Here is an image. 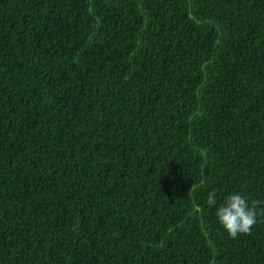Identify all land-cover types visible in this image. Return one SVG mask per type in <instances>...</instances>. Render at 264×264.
I'll return each mask as SVG.
<instances>
[{
    "label": "trees",
    "instance_id": "obj_1",
    "mask_svg": "<svg viewBox=\"0 0 264 264\" xmlns=\"http://www.w3.org/2000/svg\"><path fill=\"white\" fill-rule=\"evenodd\" d=\"M233 192L264 208V0H0V264H264Z\"/></svg>",
    "mask_w": 264,
    "mask_h": 264
},
{
    "label": "clouds",
    "instance_id": "obj_2",
    "mask_svg": "<svg viewBox=\"0 0 264 264\" xmlns=\"http://www.w3.org/2000/svg\"><path fill=\"white\" fill-rule=\"evenodd\" d=\"M216 196V189L209 192L206 202L210 207L217 205ZM260 203L253 201L250 205L239 192H233L216 207V216L229 236L236 239L240 234H250L257 223L258 215H264V208L257 211Z\"/></svg>",
    "mask_w": 264,
    "mask_h": 264
}]
</instances>
